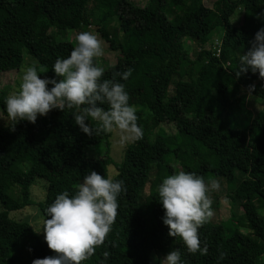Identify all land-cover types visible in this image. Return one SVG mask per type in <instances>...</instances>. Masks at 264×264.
I'll return each mask as SVG.
<instances>
[{
  "label": "trees",
  "instance_id": "trees-1",
  "mask_svg": "<svg viewBox=\"0 0 264 264\" xmlns=\"http://www.w3.org/2000/svg\"><path fill=\"white\" fill-rule=\"evenodd\" d=\"M88 1L0 0V74L18 71L25 51L41 77L60 79L55 61L67 58L76 35L91 28L106 50L117 54L113 65L95 60L103 79L132 70L127 80L115 79L137 110L143 138L129 143L115 163L108 133L89 137L75 124L79 109H53L35 124L10 120L0 126V264L52 256L44 238L8 217L31 204L29 188L36 180L45 184L38 203L45 220L59 194L73 195L92 170L106 178L110 164L113 179L123 180L126 191L118 197V215L104 244L82 264H159L151 255L166 256L173 249L180 251L181 264H264V111L242 122L246 99L238 97L244 91L264 100V79L250 69L235 77L240 56L264 28V0H212L210 6L204 4L210 0H147L142 7L130 0H90L86 12ZM113 5L116 24L108 29L112 18L106 12ZM238 8L240 22L233 26L229 18ZM187 40L196 47L191 55ZM180 88L192 92L178 104ZM0 113L7 117L1 92ZM87 123L99 127L91 118ZM74 145L93 153L71 157ZM181 170L206 182L223 180L228 198L241 210L222 219L213 206L214 218L204 225L208 235L199 229L207 255L189 253L163 223L158 187ZM236 173L243 179L237 181Z\"/></svg>",
  "mask_w": 264,
  "mask_h": 264
},
{
  "label": "clouds",
  "instance_id": "clouds-1",
  "mask_svg": "<svg viewBox=\"0 0 264 264\" xmlns=\"http://www.w3.org/2000/svg\"><path fill=\"white\" fill-rule=\"evenodd\" d=\"M75 39L77 44L70 55L57 58L53 65L55 76L60 79H42L34 66L26 69L19 90L6 98L8 119L35 124L38 116H46L53 109L75 108L79 109L73 114L75 124L89 137L118 130L121 144L139 141L143 129L137 122V110L129 104L124 84L115 79L120 76L127 80L132 70L103 79L104 69L95 63L104 54L100 37L84 31ZM249 43L251 47L240 56L235 77L239 79L250 69L264 79V28ZM254 88L255 85L249 86ZM105 104L107 110L102 107ZM89 118L97 121L99 127L87 123ZM219 188L218 180L206 182L203 176L183 170L166 176L158 187L168 235L179 237L189 253H208L206 244L201 248L199 229L214 215L210 192ZM125 191L123 180L105 178L92 170L73 195L67 191L59 194L46 209V217L50 218L44 220L41 230L48 248L56 255L35 259L32 264H82L89 259L110 233L118 215V197ZM225 256L226 253L221 254L220 259ZM155 259L159 264H181V253L173 249L163 259Z\"/></svg>",
  "mask_w": 264,
  "mask_h": 264
},
{
  "label": "rangeland",
  "instance_id": "rangeland-1",
  "mask_svg": "<svg viewBox=\"0 0 264 264\" xmlns=\"http://www.w3.org/2000/svg\"><path fill=\"white\" fill-rule=\"evenodd\" d=\"M134 5L142 7L147 0H130ZM187 2V0H185ZM212 0L208 1L207 3L204 2L206 6H210ZM91 9V1L89 0L88 3L85 4V11L89 12ZM116 13V6L113 5L109 8V10L106 12V15L111 16L112 18L109 21L108 29L110 26H115V22L113 21L114 14ZM240 10L239 8L236 9L233 14L229 18V23L233 26H237L240 22ZM88 32H92L96 34L91 28H87ZM218 36L221 35V31L218 30ZM103 48H104V54L101 57H98L96 59H105L108 65H113L115 63V59L117 54L107 51L105 42H103ZM216 42L213 43V46ZM186 50L189 55L193 54L196 50V47L194 44L186 41ZM35 67L36 62L28 56L25 51L22 53V61L20 64V67L18 71L16 72H9V73H2L0 74V92L7 98L10 94H13L19 90V86L22 81V76L27 68L29 67ZM42 79H46L44 77H41ZM192 92V89H179V97H176L177 103L180 104V100L185 99V95L187 96V93ZM189 95V94H188ZM178 96V95H177ZM245 97L246 102V111L240 115V120L242 122H246L249 120L256 112L258 111H264V100L256 98L254 96H251L247 94L244 91H240V96L238 97ZM39 117V116H38ZM10 120L8 117H5L1 115L0 113V126L6 125ZM108 142H109V156L112 159L113 162L118 163L122 157L123 151L126 148V146L131 143H120V133L119 131H114L112 133H108ZM157 140L160 141L161 139L157 137ZM93 153V148L86 147L83 148V146L80 145H74L72 147L71 151V157L78 158L83 155H90ZM21 170L24 169V167H20ZM116 171L112 164L108 165L106 167V178L108 177H114ZM236 179L237 181H240L243 179V176L236 173ZM220 183V188L217 191L210 192V196L213 200V203L211 205L212 208L215 206L214 210H216L217 215L220 216L222 219H227L231 213L235 215H239L241 210L239 209L238 205H234L231 203L230 199L228 198V194L226 191V186L223 180H218ZM79 184H77L78 186ZM44 182L41 180H36L34 184L29 188L30 192V200L31 204L23 209H20L18 211L9 212L8 217L15 221L25 222L29 225V227L41 238H44V234L42 228L44 220L42 219L39 210H38V203H40L44 197ZM145 192H147V188L145 189ZM214 218V215L211 219ZM208 228L206 226L201 227V231L203 233L208 232ZM208 235V233L206 234ZM163 252H160L159 254H152L151 260L152 262H159V260L155 259L156 257H159L163 259L165 256H163ZM56 254L53 252L52 256H55Z\"/></svg>",
  "mask_w": 264,
  "mask_h": 264
},
{
  "label": "built area",
  "instance_id": "built-area-1",
  "mask_svg": "<svg viewBox=\"0 0 264 264\" xmlns=\"http://www.w3.org/2000/svg\"><path fill=\"white\" fill-rule=\"evenodd\" d=\"M215 45L219 46V42H216ZM215 55H217V50H216V54Z\"/></svg>",
  "mask_w": 264,
  "mask_h": 264
},
{
  "label": "crops",
  "instance_id": "crops-1",
  "mask_svg": "<svg viewBox=\"0 0 264 264\" xmlns=\"http://www.w3.org/2000/svg\"><path fill=\"white\" fill-rule=\"evenodd\" d=\"M247 103V102H246Z\"/></svg>",
  "mask_w": 264,
  "mask_h": 264
}]
</instances>
